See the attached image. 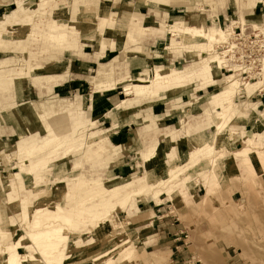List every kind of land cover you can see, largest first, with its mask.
<instances>
[{
	"label": "rangeland",
	"instance_id": "rangeland-1",
	"mask_svg": "<svg viewBox=\"0 0 264 264\" xmlns=\"http://www.w3.org/2000/svg\"><path fill=\"white\" fill-rule=\"evenodd\" d=\"M174 1L177 0H0V201L5 197L17 202L24 195L34 205L50 190L55 195L63 184L64 189L70 190L67 195L69 203L74 205V192L78 191L79 180L89 183L107 179L110 167L107 166L105 172L106 165L97 160L87 145L78 149L81 141L93 137L95 133H103L95 124L88 128L94 117L87 113L82 95L89 94L91 87L94 90L96 76L99 81L121 80L116 85L122 92L120 104L123 100L136 98L135 94L126 95L123 90L125 85L132 83L134 76L154 69L164 71L168 69L164 66L168 65L169 68L187 70L177 82L178 86L192 84L187 89L185 86L182 92L169 93L166 104L168 108L176 109L177 113L183 110L184 115L189 113V120L192 119L189 124L193 123L195 128L199 126L196 129L206 132L205 137L201 131L198 134L203 137L202 146L209 144L212 152L208 155L202 153L204 157L200 159L207 160L220 153L221 156L217 157V168L222 165L219 173L216 175L210 172L209 165L199 163L198 155L189 156L195 146L190 142L183 143L189 161L180 175L155 189L133 194L124 205L121 202L125 197L115 198L114 204L112 201L105 207L95 205L96 199L91 202L89 189L81 185L83 194L80 200H84V213L81 217L71 213L72 229L81 234V246H84L113 232L115 222H124L125 227L119 229L121 233L115 232L111 241L129 236V244L136 246V251L125 262L119 263L122 255L116 254L123 248L121 246L103 258L104 261L110 258V264H264V163L255 153H251L253 159H250L242 151L247 146L261 152L264 157V87L255 85L253 90L249 86L246 89L247 83H255L262 77L264 19L252 11L264 0H178L175 4L178 12L173 14L174 11H171L172 16L164 14L165 7L160 4ZM181 17L189 23L202 17L205 26L227 32V40L217 42L211 51L209 47L197 44H190L194 53H187L185 45L175 48L171 45L168 25ZM158 34L164 39L161 62H149L150 65L144 62L143 68H133L136 64L132 62L133 58L142 57L144 44L150 43V39L156 40L158 37L154 36ZM107 46L119 48L114 57L118 56L93 64L92 54L102 53ZM78 51L81 54L78 61L87 63V66L79 65L86 68L79 71L88 80L83 81L82 92L77 91L76 96H58L54 89L63 82L72 65L71 59L77 57ZM216 54L223 61L221 74L217 75L213 84L198 86L201 85L202 59ZM112 60L113 73L98 77V69L107 68ZM227 79H239L241 83L235 96L239 106L236 113L240 120L237 124H229L233 130L229 137L235 139L230 144L233 150L222 147L220 142L224 130L216 133L213 127L216 111L220 109L213 103L212 96L223 88ZM252 94H259V106H255V99L249 97ZM243 132H247L252 141H241ZM157 135L160 138L161 132L158 131ZM56 138L62 140L55 143ZM167 143L166 146H170L173 142ZM148 144L147 138H144L145 150ZM72 145L76 148H69ZM157 149L146 154L152 155ZM133 151H138V148ZM134 152L131 156L142 162V154ZM179 152L181 150L165 164L172 165L183 160L184 152ZM20 155L27 159L25 166L29 165L32 169L30 176L22 174L23 159L20 160ZM160 156L161 153L151 160L159 161ZM194 162L199 165L195 166ZM145 171L144 167V171L135 173V178L142 179ZM155 171L157 175L161 174L160 167ZM128 177L132 178V175ZM18 181L21 188L19 196ZM36 181H41V184L34 186ZM207 183L211 186L210 191L207 190ZM188 184L191 185L189 192L192 195L187 193ZM28 185L32 186L26 189ZM169 190H174L173 194ZM164 191L171 199L180 198L171 203L167 212L162 210L156 217L153 212H147L144 201L140 199L146 197V201L151 198L149 196H157ZM1 202L0 230L5 234L0 235V242L5 247L16 242L28 228L21 223L18 210L5 209ZM108 210H111L109 214ZM161 214L168 215L166 218L158 217ZM167 221L170 223L167 224ZM149 233L153 235L150 239ZM29 250L32 249L25 240L20 252L28 253ZM28 264L43 263L34 260ZM78 264L94 263L85 260Z\"/></svg>",
	"mask_w": 264,
	"mask_h": 264
},
{
	"label": "bare ground",
	"instance_id": "bare-ground-1",
	"mask_svg": "<svg viewBox=\"0 0 264 264\" xmlns=\"http://www.w3.org/2000/svg\"><path fill=\"white\" fill-rule=\"evenodd\" d=\"M160 1L165 2L166 0H160ZM177 1H174L173 5H175ZM239 4H242L241 1H239ZM168 30L172 36L171 45L174 46L175 48H181L182 45L183 46L185 45V47L188 49L187 53L195 52L191 50L192 48L190 47V44L207 46L209 47L208 49L211 51L214 49V46L217 42L223 40L226 41L228 35L227 32H225L223 29H219V28L210 29L209 27L205 26L204 18L202 17L196 18L192 23H189L186 19L181 17V19L176 20L175 23L169 24ZM218 54L222 56L221 53ZM222 62H223L222 59L218 57L217 54L213 56L210 55V57H204L201 61V79L199 81V83L201 82V85L198 86L204 87L207 84H211V83L213 84L216 81L217 75L221 74L222 71L221 69L223 66ZM262 62H263V66H261V68L263 67L262 68L263 72L261 73L262 77L260 79L258 78L259 80L255 83H247L246 89H248L249 86L250 90H253V87L255 85L258 86L260 85L262 88L264 87L263 86L264 59L262 60ZM113 63L114 61H111L110 65L107 68L104 67L101 68L100 70L98 69L97 71L99 72L98 77H101V75L104 73L105 74L108 72L113 73V65H114ZM164 67L168 69L164 71H161V69H154L152 72L151 71H147L144 73L141 72L137 76H134L131 79L132 83L125 85V87L123 88L124 93L126 95L135 94L136 98L131 100L130 99L123 100L122 102H120V104H118L114 108L115 110L111 111L110 116L117 123L118 127L130 123L132 120L136 123H142L143 121L145 122L146 120L153 119L152 121L154 122L155 116H153L150 113L148 102L146 105L139 104L142 101V99L146 96L152 95L151 98H153L154 95H157L161 100L168 101L169 93L182 92L185 86H186L185 88L187 89L189 88L187 86L192 84L190 83L185 86L177 85V82L183 78L187 70L169 68L168 65ZM96 77H95L96 81H95L94 91H100L101 89L104 88L112 89L115 88L117 84L121 83L120 82L121 80L119 81L113 80L111 82L99 81L97 80ZM222 86L223 88L218 92L214 93L212 96L213 103L216 104L220 109L216 111L217 112L216 120L213 122L214 124L213 127L215 128L216 133H219L222 130H224V136L222 137L220 144L222 145V147L224 146L228 150L229 149L233 150L234 147H232L230 144L235 139L229 137L231 131H233L229 127V124L230 123H232L233 125L237 124L239 123L240 120L238 119L236 113L238 110L237 108L239 106L237 105L235 96L241 87V83L239 82V79H229V80L227 79L226 83ZM154 90L156 92H154ZM177 99L179 100L180 97L177 96ZM94 124L96 125V118H92V122L89 124L88 128L93 126ZM118 127L116 126L115 129H118ZM107 132L108 131L103 133L100 132L97 134L95 133L93 137L90 138L88 137V139L83 140L84 142L81 141L80 145L78 146V149H82L84 145H87L89 151L92 152V154L97 158V160L101 164L104 165H109V164L116 165L117 163L120 164L123 161L125 150L126 151L131 150L132 145L126 144L123 148L113 145L107 136L108 135ZM60 139L56 138L55 143H58ZM168 141L173 142L172 139H168ZM165 146L166 145H163L160 148L162 147L165 148ZM73 147L75 146L72 145L69 148H73ZM209 148H211L209 144H206L205 146L199 148L196 152L200 155L202 153L204 155L205 154L208 155L212 152V150H210ZM156 151L152 155L143 154L146 171L144 172L145 175L142 179L137 180L135 178L136 174H133L132 178L131 177L122 178L111 175V177L105 180H94L93 182H89L90 184L87 181L82 182L79 180L78 191L76 193L74 192V194L76 195L75 198H73L74 200L73 202H75L74 205H72L71 202L69 203L68 200L69 197L67 199V195L70 194V190L66 188L64 189L63 184L62 186L58 187L59 189L57 190V193L55 195L52 194L51 190L49 189L50 191L48 192V194L38 198V200L35 201L36 203L34 202V205H31L28 201V198L24 195L21 198H18L17 202L6 200V198L3 197L2 202L0 201L1 206L5 209H10V210L12 209L13 212L18 210L21 216V223H23V225L26 228H28V231L25 232L24 234H21L16 240V242L12 244H8L5 247L3 246L2 242H0V264H28L29 261H34V260L42 261L43 264H78L79 262H83L85 260H91L94 264H110L111 263L110 258L105 259V261L103 260V258L105 256L110 255L111 251L114 252L115 250H118L119 247L121 246H123V248L120 249L118 253L116 252L117 253L116 255L119 254L122 255L119 263L125 262L127 259H129L131 256L135 254L136 246L132 247V245L129 244V240H131L129 239V236L124 237V239H117L111 241V239L114 236L113 234L118 231L120 232L119 229L125 227L124 222L120 221L117 224L115 222L113 224V232H110L109 234H106L99 239H94L92 242L84 246H81L83 239L79 232H76L75 230L72 229L74 223L71 217L72 216L71 213L76 214L79 217L83 216L84 209L82 205L84 200H80L83 194L81 190V185L89 189L90 192L89 195H92L91 202H93L96 199L95 205H100L101 207H105L108 206L112 201L114 204L115 198L125 197L124 199L122 198V202H121V205H124L133 194L135 195L141 194L139 193L141 191H145V192L150 191L152 189H155L157 186H159L160 184L164 183L167 180L170 181L173 178H177L180 175L181 171H183L184 165L189 161L187 148L183 146H182V151L184 152L183 160L179 162H175L172 165H166L165 163L167 160H170L171 158L174 157L173 154L167 153L166 157H163V154L159 151V149H157ZM242 151L245 152L250 159H253L251 153H255L259 158L260 162L264 163V157L261 154V152L256 151L247 146H244V149ZM160 153L161 156L159 161L153 162V160L151 159L152 158L154 159ZM219 155L220 153H217L216 155L212 156L210 159L207 160L205 159L204 161V164L210 166L209 169L210 172L216 175L217 173H219V168H217V157ZM4 159L6 161H9L8 159H6V157ZM20 160L23 161L21 162L23 164L22 166L24 170L22 174H26L30 176L32 174L31 172L32 169L29 165L25 166V164H27L26 161L27 159H24V157L20 155ZM154 164L157 165V167H160L161 174L159 175L156 174L154 169L155 166ZM20 179L21 178L19 177V181ZM19 181H18V196H19V192L21 191ZM39 182L41 181H36L35 184L33 185L37 186L41 184ZM31 186L32 185H28L26 189ZM206 187L207 190L210 191L211 186L208 183ZM170 191L172 190H169V192ZM15 192L16 189L13 188V193ZM13 193L11 192L10 195H12ZM70 201L72 200L70 199ZM24 210L25 213H22ZM107 212H108L107 214H109L111 210H108ZM13 218L11 219L14 220ZM4 234H5L4 231L0 230V235H4ZM25 240L28 242L32 250L27 251L28 253H21L20 248H23V243L25 242ZM71 241L74 244L71 243ZM2 256H5V258L3 259ZM38 256L41 257V259H38L37 258Z\"/></svg>",
	"mask_w": 264,
	"mask_h": 264
},
{
	"label": "crops",
	"instance_id": "crops-1",
	"mask_svg": "<svg viewBox=\"0 0 264 264\" xmlns=\"http://www.w3.org/2000/svg\"><path fill=\"white\" fill-rule=\"evenodd\" d=\"M258 1H261V0H258ZM160 5L165 7L166 12L164 11V14H167V15L170 14V16H172L171 11H174L173 14L178 12V10L175 8V5H173L172 2L166 3V5H163V4H160ZM255 5H256V2H255ZM178 7H181V5H179ZM252 12H254V15L261 16L264 19V3L263 4H257L256 7L254 6V11H252ZM219 14H220V12H219ZM145 24H147V23H145ZM144 27H147V26H144ZM154 37H158V38L156 40H152V41L150 39L149 40L150 43L147 42L146 44H144V52H142V57H137V60H136V58H133L132 62L136 63V64H134L133 68H136V69L137 68H143L144 62H146L149 65H150V63L156 64V62H161L160 61L161 57H164L162 55L163 53H162V49H161V45H162V42L164 39L160 36V34H158L157 36H154ZM148 38H151V36H149ZM107 50H108V52H107ZM116 50H119V48H112V46H110V47L107 46L104 48V51L102 53L99 52V54H92L93 55V64L95 63V65H97L98 63H100L104 60H107L110 57H114L117 54L116 52H118ZM149 51H150V53L155 52V54H150V53H148ZM80 55H81L80 51H78L77 57L75 56L71 59L72 65L68 69V72L65 73V75H64L65 78H64L63 82L54 89V91L58 94V96L64 95L62 97H67V96L71 97L72 94H73L72 96H76L77 91L82 92V87H84V85H85L83 83V81H87L88 78L86 77V75H83L81 71H79L80 69H83V70L86 69L85 67H79V65L84 64V66H87L86 62L81 63L78 61L81 57ZM116 57H114V59ZM155 58L159 59V61L158 60L155 61ZM100 65H103V63H101ZM73 69L76 70V72H74ZM69 74H70V77H67V76H69ZM75 79H78V81H76ZM101 90L100 91H94L93 88L91 87V91L89 94L82 95L85 99L83 105L87 106V113L89 114V116L96 118V127H98L97 129L99 131H103V132L108 131L107 133L109 135V140L113 145H115L117 147H122V148L126 144L132 145L131 150H127V151L125 150V154H124L122 163H120V164L117 163L116 165L109 164V165L105 166V168H104L105 172L107 170L106 168L110 167L107 171V174H106L107 178L111 177V175L117 176V177H127L129 175H133L135 173H138V171H141V170L144 171V167L146 168L145 163H144V158H143L142 162H139L138 160L135 159L136 158L135 156L134 157L131 156L132 153L134 152L133 150L135 147L138 148V151H135L134 154H136V153L142 154V156H143V154H146L149 151H153L156 149V147H158L159 151H161V153L163 154L164 157H166L167 153L173 154L174 157H176V155L178 154V150H181V152H183L182 151L183 143L190 142L191 145L192 146L194 145L195 147L192 148V150L189 152V156L193 157L194 155H198L197 160H200L199 163H201V162L204 163L205 159L204 158L200 159L201 156L204 157L203 154L200 155L196 152L199 148L203 147L202 145L204 144L203 143L204 141L202 139L203 137L198 134V132H200L201 130L196 129V128H199V126H197L195 128L196 125H193V123L189 124L190 121L192 122V119L189 120V117H190L189 113H188V115H184V113H183L184 110H183V112L180 111L177 113L176 109L168 108V106H167L168 103L166 104V102H168V101L167 100H161L159 98V96H157V95H154L153 98H151L152 95L146 96L142 99V101L139 104L146 105L147 102L149 103L150 113L153 116H155L154 122L152 121L153 119L152 120H146L145 122L143 121L142 123H136L132 120L130 122V124L125 125V126H121L118 129H115L117 123L114 120L110 119V117H109L110 114L108 116V113L113 108H115L117 106L116 104L119 103L120 95L122 94V92H120L118 90L117 86L115 88H112V89H101ZM67 94H69V95H67ZM78 96H80V95H78ZM258 96H259V94L258 95L252 94L251 96H249L251 98V100L255 99V102H254L255 106H257V105L259 106L261 103L260 100H257ZM172 110H174L175 112L172 113L171 112ZM193 112L191 114H193ZM184 117H186V118H184ZM183 123H186V124L182 127ZM187 124H189V125H187ZM14 127L17 129L16 125H14ZM134 127H136V129ZM142 127H144V128H142ZM19 128H20V126L18 125V129ZM158 131L161 132L160 138L157 135ZM201 132L204 134L203 136L205 137L206 132L204 130H202ZM144 138L145 139L147 138V140L149 142V144H148L149 146H148L147 150H145L143 147V139ZM240 138L242 139L241 141H243V140L244 141L245 140L252 141V139L248 138L247 132H243L240 135ZM168 139H172V141H173V143L170 145V147L166 146L165 147L166 149H164L163 147L160 148L161 146L166 145ZM253 141H255V140H253ZM136 145H138V146H136ZM181 152H179V154ZM129 156H130V158H128ZM194 163H195L194 164L195 166H197V164L199 165V163H197V162H194ZM221 167H222V165L219 167V170ZM154 169L157 170V167L154 166ZM155 172H157V171H155ZM190 186L191 185L188 184V192H187L188 194H190V192H189ZM195 191H197V190H195ZM173 192H174V190L170 191L171 194H173ZM168 195L169 194L164 191V192H161V194H159L157 196H149L151 198H148L146 201L144 200V199H146V197L143 199H140V200L144 201L143 205H144V207L145 206L147 207V212L148 213L153 212L154 215L157 217L156 214L158 212H161L162 210L167 212V209L171 206V203L174 204L175 200L177 201L178 198H180V196H176L173 199H171L168 197ZM190 195H192V194H190ZM167 215L168 214H161L158 217H160V218L165 217L166 218ZM166 223L169 224L170 222L167 221ZM157 224H160V223L157 222ZM168 227H170V226H168ZM152 236L153 235H151V233H149L148 239H150Z\"/></svg>",
	"mask_w": 264,
	"mask_h": 264
}]
</instances>
